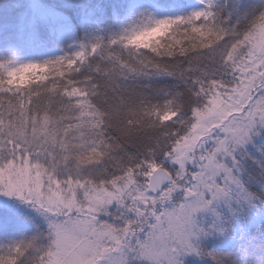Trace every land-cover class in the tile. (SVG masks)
Here are the masks:
<instances>
[{"label": "snow or ice", "instance_id": "6c2138e0", "mask_svg": "<svg viewBox=\"0 0 264 264\" xmlns=\"http://www.w3.org/2000/svg\"><path fill=\"white\" fill-rule=\"evenodd\" d=\"M20 5L0 25V196L34 214L0 221V264L200 254L196 214L256 198L243 159L264 133V0Z\"/></svg>", "mask_w": 264, "mask_h": 264}, {"label": "rangeland", "instance_id": "374dc122", "mask_svg": "<svg viewBox=\"0 0 264 264\" xmlns=\"http://www.w3.org/2000/svg\"><path fill=\"white\" fill-rule=\"evenodd\" d=\"M128 2L129 0H125L123 4ZM199 5L200 3L189 1L188 4L180 8H186L188 10H191L192 8L198 7ZM121 15H123L122 9ZM9 43L15 45L21 42L18 40L9 41ZM3 45L4 42H0V50H2ZM0 202L3 204V207L1 206V208L3 209V213L2 215L0 214L2 220H0L5 222L6 219H13L9 225L7 224V227L9 229L13 231L31 229L32 225L27 223L24 217L31 216L29 213L34 214V210L29 209L26 205L15 202L13 198L0 196ZM239 204L240 203L238 201H233L230 203L220 201L215 203L212 206V209L201 211L196 214L197 223L205 229L206 234L201 235L200 238L196 241L197 246L200 249V254H197L195 252L182 254L179 257V260L182 261V264H218V262L214 260L212 255H209V253L215 254L226 259L227 264H231V262H235L236 264L237 261L242 262L249 257V248L253 247V244H255L257 237H259V232H257V230L253 232L250 231L247 235V238L239 236L241 234L240 229H242L240 226V219L238 215L240 212V209H238ZM7 207L10 208L7 209ZM13 208H15L17 212L23 211L24 213H26V215H17V213H14L12 211ZM227 224H229V226L232 228L230 229L232 232L233 230L236 231V237L233 239H231V237L229 238L224 233V231H226ZM235 239H238L239 241L237 240V242L239 243L238 245L233 246V240ZM210 242H212V248H207L208 246H206V244ZM228 245H231L232 247H228ZM230 257H234L235 261H231ZM249 259L250 257L247 259L248 261L246 262L250 261L249 264H257L253 260V258H251L250 260ZM133 264H148V262L133 261Z\"/></svg>", "mask_w": 264, "mask_h": 264}, {"label": "trees", "instance_id": "16d2710c", "mask_svg": "<svg viewBox=\"0 0 264 264\" xmlns=\"http://www.w3.org/2000/svg\"><path fill=\"white\" fill-rule=\"evenodd\" d=\"M189 1L200 3V0H158V2L162 4H178L179 7L185 6ZM28 2L29 0H0V25L4 24L7 26L9 24H14L20 13L24 11V8L20 4H27ZM44 2L59 4L63 3L64 0H44ZM88 2L93 4H123L125 0H88ZM249 2H256V0H249ZM8 36L9 41H18L13 33L9 32ZM4 39L5 33L0 29V42H4ZM52 75L54 76L55 74L53 73ZM243 166L249 178L248 188L251 192L256 194V198L251 205L239 204L238 209H240V212L238 215L242 228L240 229L241 234L239 236L247 238L250 231L253 232L257 230V232H259V237H257L255 244H253V247L249 248L250 251L248 256L250 259L253 258L257 264H264V187H261L262 182H264L261 179L264 177V133L255 137L253 143L248 146L244 155ZM1 206L3 207V204L0 202V214L2 215L3 209ZM9 208L10 207H7V209ZM12 211L17 213V215H26L23 211L17 212L15 208H13ZM29 214L33 215L32 213ZM0 219L2 220V217H0ZM12 220L13 219L10 218L6 219L7 222H2H4L5 227L8 228L7 224L9 225ZM230 229L232 228L227 224V234L226 231H224V233L229 238L231 237V239H233L236 237V231L233 230L232 232ZM237 240L238 239L233 240V246L238 245L239 242H237ZM206 246H208L207 248H212V242L207 243ZM228 247L232 246L228 245ZM247 259L242 262L237 261L236 264H249L250 261L246 262L248 261ZM230 260L235 261V258L230 257ZM231 264H235V262H231Z\"/></svg>", "mask_w": 264, "mask_h": 264}]
</instances>
